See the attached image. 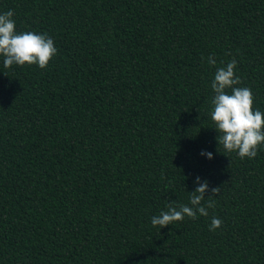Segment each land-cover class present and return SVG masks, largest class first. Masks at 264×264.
<instances>
[{"label":"trees","instance_id":"obj_1","mask_svg":"<svg viewBox=\"0 0 264 264\" xmlns=\"http://www.w3.org/2000/svg\"><path fill=\"white\" fill-rule=\"evenodd\" d=\"M8 10L57 53L44 69L0 56V264H264V146L225 152L210 115L232 59L264 113V0H0ZM197 176L208 215L153 227L169 202L191 206Z\"/></svg>","mask_w":264,"mask_h":264},{"label":"clouds","instance_id":"obj_2","mask_svg":"<svg viewBox=\"0 0 264 264\" xmlns=\"http://www.w3.org/2000/svg\"><path fill=\"white\" fill-rule=\"evenodd\" d=\"M13 16V10L0 14V56L3 57V66L11 68L13 65L23 67L35 64L41 69L47 68L57 53L54 40L46 33L17 32ZM208 63L215 65L216 60L209 56ZM236 65L237 61L232 59L225 66L217 68L211 83L214 96L210 115L218 133L217 142L225 152H236L240 159H251L264 146V113L253 107L254 95L250 88L236 86L241 84L240 78L235 74ZM201 155L212 159L211 152L202 151ZM195 183L198 187L189 192L191 206L180 204L177 207L174 202H169L167 211H161L158 216L151 218L153 227L173 225L175 222H182L185 217L196 219L197 213L208 215L207 209L215 204L213 200H209L206 207L201 204L209 190L208 182H201L197 176ZM219 190V187L211 188V195H217ZM222 224L221 219L213 217L209 230L215 231Z\"/></svg>","mask_w":264,"mask_h":264}]
</instances>
